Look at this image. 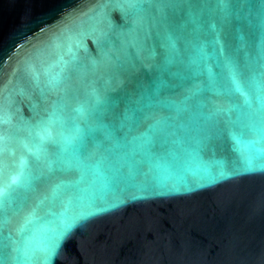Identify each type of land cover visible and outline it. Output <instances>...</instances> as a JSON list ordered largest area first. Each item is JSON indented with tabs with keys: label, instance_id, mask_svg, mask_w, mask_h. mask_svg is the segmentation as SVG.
I'll return each instance as SVG.
<instances>
[{
	"label": "water",
	"instance_id": "obj_1",
	"mask_svg": "<svg viewBox=\"0 0 264 264\" xmlns=\"http://www.w3.org/2000/svg\"><path fill=\"white\" fill-rule=\"evenodd\" d=\"M261 80L264 0H0L3 264H264Z\"/></svg>",
	"mask_w": 264,
	"mask_h": 264
},
{
	"label": "snow or ice",
	"instance_id": "obj_2",
	"mask_svg": "<svg viewBox=\"0 0 264 264\" xmlns=\"http://www.w3.org/2000/svg\"><path fill=\"white\" fill-rule=\"evenodd\" d=\"M117 2H122V3H127L129 5H132V6H137V5H143L145 3H150V2H152V0H117ZM217 3L224 4L225 0H217ZM232 83H233L235 90L237 92H241L243 94V89H242L241 83L235 75H233ZM256 91H257V98L261 104V107L264 108V80L258 81L256 83ZM5 122L6 121H5V117L3 114V110H2V108H0V166H2V157H3V153L5 151L6 145H7V143H9L12 140V137L10 135L6 136L4 134L3 125L5 124ZM52 122L54 123L55 121H52ZM39 135H40V139L42 141L52 138V133L49 130L47 125L42 126V129H41V132L39 133ZM74 139L75 138L66 139L65 143L66 144H72ZM234 142L237 145H242L244 143L240 137H234ZM30 151H31V149H30ZM36 155H37V158L39 159V157H40L39 151H37ZM246 160H247L249 167L251 168L253 165V161L250 158H246ZM21 176H23V172H21L20 176H17V177L12 179V185L17 184L20 181ZM7 194L8 193L6 192V190L3 187H0V212H2L3 201L6 198ZM2 248H3V223H2V220H0V264H3Z\"/></svg>",
	"mask_w": 264,
	"mask_h": 264
}]
</instances>
